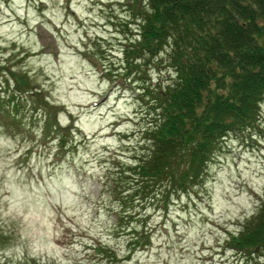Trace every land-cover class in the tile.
<instances>
[{"label": "rangeland", "instance_id": "1", "mask_svg": "<svg viewBox=\"0 0 264 264\" xmlns=\"http://www.w3.org/2000/svg\"><path fill=\"white\" fill-rule=\"evenodd\" d=\"M129 5L0 0V90H29L17 110L0 92L14 113L0 115V264H264V252L226 245L264 200V97L253 124L227 134L193 191L165 209L131 182L149 152L141 87L172 70L149 65L137 86L120 69ZM142 222L141 247L131 237Z\"/></svg>", "mask_w": 264, "mask_h": 264}, {"label": "trees", "instance_id": "2", "mask_svg": "<svg viewBox=\"0 0 264 264\" xmlns=\"http://www.w3.org/2000/svg\"><path fill=\"white\" fill-rule=\"evenodd\" d=\"M128 5L135 23L120 50V69L135 74L131 81L137 86L150 77L149 65L172 70L165 83L141 87L151 117L139 132L149 152L130 172L136 189L151 193L147 198L165 209L172 197L193 191L226 135L249 128L258 116L264 97V0H128ZM161 52L165 63L155 59ZM16 90H0L15 110L29 91L19 96ZM0 115L11 121L14 113L0 104ZM141 227L131 239L142 247L148 241L141 239L144 222ZM226 245L235 253L262 256L264 200L238 231L228 233ZM20 264L40 263L26 258Z\"/></svg>", "mask_w": 264, "mask_h": 264}]
</instances>
